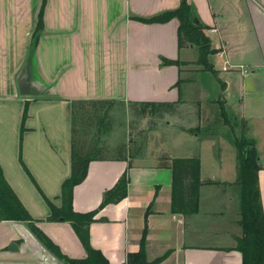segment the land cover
Segmentation results:
<instances>
[{
	"label": "crops",
	"instance_id": "0c3cea01",
	"mask_svg": "<svg viewBox=\"0 0 264 264\" xmlns=\"http://www.w3.org/2000/svg\"><path fill=\"white\" fill-rule=\"evenodd\" d=\"M180 1L46 0L32 65L55 93L30 97L19 93L16 78L32 49L44 0H0V168L36 225L70 258L88 255L70 222L47 220L52 213L47 200L61 207L62 185L72 176L73 102L175 103V111L165 112L175 121H168L166 128L157 127L175 138L179 134L199 137V132L192 131L195 127L181 122L180 107L205 119L207 111L214 110L228 127L231 122H225L224 108L229 121L231 117L240 120L244 131L258 117L264 119V0H189L209 26L206 33L212 47L218 49L209 56L220 84L211 99L202 86L183 96L182 85L197 82L183 75L202 66L192 58L197 45L182 49L178 45L180 21L133 19L174 10ZM164 58L187 64L165 65ZM177 157L160 152L135 159L91 160L86 179L75 185L74 211L98 209L89 230L91 245L110 264H126L129 253L140 249L145 213L152 202L145 245L148 261L171 251L159 264H243L241 251L234 249L243 236L240 217L230 220L226 215L230 205L216 209L212 203L216 199L209 200L204 193L206 186L230 183L231 178L205 176L208 162L201 154L180 156L200 158L202 186L196 214L174 213L171 164ZM259 158L264 209V165ZM126 170V198L100 208L105 194ZM214 216L222 223L210 222ZM215 233L224 238L212 243ZM38 240L33 239L29 222L0 220V264H57ZM13 243L18 250L12 249Z\"/></svg>",
	"mask_w": 264,
	"mask_h": 264
},
{
	"label": "trees",
	"instance_id": "16d2710c",
	"mask_svg": "<svg viewBox=\"0 0 264 264\" xmlns=\"http://www.w3.org/2000/svg\"><path fill=\"white\" fill-rule=\"evenodd\" d=\"M46 0L40 10L39 19L35 28L33 45L39 39L40 30L44 24V8ZM174 18L180 21L178 30V45L185 48L192 44L198 47L197 62L202 68L208 72L217 75V70L212 61H209L211 54L217 53L218 49L212 47L211 38L207 35L206 30L209 26L205 25L198 14L197 9L189 0H181L180 4L174 10H168L156 14L150 18L133 17L135 20H140L145 23H167ZM165 65H182L187 62L178 59H162ZM87 101L73 102V143H72V176L63 183L62 189V206L56 207L52 202L47 200L51 207L52 213L47 218L48 221H68L72 224L74 231L78 238L82 241L87 257L83 259H73L64 255L59 246H57L49 237L36 225V222L31 218L27 208L14 192L13 188L7 182L3 171L0 168V220H13V221H27L33 234L44 243V245L52 252L58 259L63 260L66 264H110L108 258L102 253L100 249H96L91 245V238L89 234L90 226L97 214V210H92L88 213H80L74 211L73 198L75 185L82 183L89 171V163L91 160H104L108 157L105 156L106 151L96 146V144L88 146L86 142L81 140L76 134V109L80 103ZM89 104L95 107H104L114 104L111 100L89 101ZM142 106L151 107L153 111L159 113L173 112L176 109V104L171 102H141L130 103V109L138 114ZM29 102L26 103L23 112V125L28 115ZM223 118L226 123H230L227 113L222 108ZM235 147L238 150V176L236 182L241 187V209L239 224L242 227L243 236L239 238L238 244L234 249L241 251L243 255V264H264V209L261 198L259 172L262 169L260 164L259 152L253 139L242 136L234 140ZM125 147V146H122ZM122 149V148H121ZM118 150L119 159H122V150ZM201 161L199 157H177L172 161L173 168V212L183 214H196L199 210V195L202 186L201 183ZM129 176L128 170L117 181L115 186L111 188L104 197L100 208H104L109 203H118L125 199L129 189ZM152 202L145 213V226L142 233V240L140 249L137 252L129 253L126 264H159L163 262L171 253L165 252L163 256L148 261L147 254L145 253V245L147 241V233L149 230L148 216L151 213ZM230 250L231 248H223Z\"/></svg>",
	"mask_w": 264,
	"mask_h": 264
},
{
	"label": "rangeland",
	"instance_id": "374dc122",
	"mask_svg": "<svg viewBox=\"0 0 264 264\" xmlns=\"http://www.w3.org/2000/svg\"><path fill=\"white\" fill-rule=\"evenodd\" d=\"M193 53L195 57L192 58H198V50H194ZM183 77L197 80L195 84L188 81L182 85L184 97H189L196 88L202 86L206 88L207 99H211V96L215 95L217 89L220 88L218 78L203 68L185 73ZM129 107L130 104L127 106L122 103L104 107H95L88 102L80 103L75 112L77 136L88 146L96 144L97 147L102 148L103 151H106L105 156L107 157L118 156L117 149L121 148L122 158L129 159H135L143 153L149 157L160 152L174 154L178 157L201 154L206 163L208 162L205 176L209 178L226 177L227 179L231 178L230 181H232L206 186L204 188L205 197L209 200L216 199L212 202L216 209H225L227 205H230L231 209L226 213L230 220L236 215L241 217V199L239 197L241 187L236 182L239 169L238 150L235 147L234 139L242 137L243 134L245 137L253 139L259 155L262 157L261 163L264 165V119L258 117L257 121L250 122L249 128L244 131L242 122L236 121L235 117H231V124L227 127L222 123L220 116H216L214 110H208L205 119L198 115L195 116L194 110L189 111L188 107H180L178 114H180L181 122L186 126L195 127L192 131L193 133L199 132V137H193L191 134L185 136L179 134L175 138L157 128L159 125L166 128L168 121H175L173 116L153 111L151 107L142 105L140 108L138 107L139 113L136 114L129 110ZM213 167L218 170H213ZM230 197L233 202L227 201ZM233 207H237L239 213H236ZM226 221L223 223H227ZM210 222L216 223L215 225L222 223L216 216ZM215 234L216 236L214 235L211 239L212 243L216 239L224 238V235L221 237L220 233Z\"/></svg>",
	"mask_w": 264,
	"mask_h": 264
},
{
	"label": "water",
	"instance_id": "95a60500",
	"mask_svg": "<svg viewBox=\"0 0 264 264\" xmlns=\"http://www.w3.org/2000/svg\"><path fill=\"white\" fill-rule=\"evenodd\" d=\"M23 67L19 71V74L16 78V83H18L19 93L24 96L37 97V96H49L54 95L55 89L53 86H50L43 82L39 74L37 73L33 64V54L34 47H31ZM33 239H37L33 234ZM38 240V239H37ZM39 241V240H38ZM44 246V245H43ZM15 248L18 250V245L13 243L12 249ZM44 248L48 251L51 256H54L45 246ZM57 264H64L61 259H58L56 256Z\"/></svg>",
	"mask_w": 264,
	"mask_h": 264
}]
</instances>
